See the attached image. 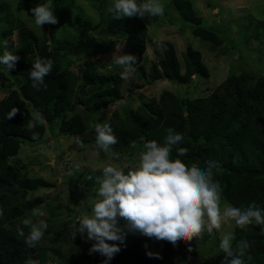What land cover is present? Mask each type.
<instances>
[{
	"label": "trees",
	"instance_id": "16d2710c",
	"mask_svg": "<svg viewBox=\"0 0 264 264\" xmlns=\"http://www.w3.org/2000/svg\"><path fill=\"white\" fill-rule=\"evenodd\" d=\"M23 1L27 3L30 0ZM101 2L102 21L107 18L117 25L116 32L124 38L125 54H132L137 59L134 68L138 77L147 79L149 76L152 81L164 78L189 86L194 75L204 79L209 77L200 52L191 46H187L184 52L185 68L182 72L175 47L168 40L160 41L161 54L146 72L139 59L146 48L147 26L138 16L112 17L107 9L115 0ZM171 4L183 20L195 25L194 35L221 44L214 31L200 26V18L193 12L189 1L171 0ZM74 25L79 31L77 38L65 48L64 53L89 59L106 52V45L88 32L91 27L87 23L76 18ZM54 29V25L49 29L50 39ZM15 30L18 44L14 47L9 42L8 51L20 59L9 73L4 67L0 69L1 83L9 82L15 75L21 78L17 88L9 89L0 98V211L3 212L0 216V264H28L34 260L45 264L49 249L37 246L34 251L35 248L27 246L24 237L18 235L17 229L23 228L25 234L28 233L29 229L20 221L42 202L38 196L28 198L29 192L53 185L40 177L28 176L20 167L12 165L9 158L17 154L24 142L39 141L48 128L52 134L58 131L75 136L76 141L95 145V135L90 138L79 136L88 125L84 117L76 112V106L85 104L88 117L92 118L95 105L105 107L107 102H115L122 97L119 89L122 78L119 74H107L98 69L112 66L110 61L90 59L81 69V82L78 84V76L72 73L69 66H61L58 52L49 49V42L27 28L22 20L9 12L7 6L0 4V39L8 41ZM36 57L54 62L52 72L45 77L47 90L38 91L31 87L29 69ZM78 90L87 93V97H78ZM206 93L180 98L165 91L157 100L142 101L137 108L128 109L123 118L113 117L104 121L111 125L118 140L113 151L119 156L130 154L135 149L142 150L146 142L153 140L163 145L166 129L172 128L184 139L173 146L171 159H180L188 166L196 164L201 168L207 167L208 161L218 162L219 166L213 171L214 179L221 185V197L234 207L243 209L254 202L264 209V75L255 77L250 83L246 74H232ZM28 102L35 111L42 113L46 121L35 129L39 133L38 139H33L31 133L25 130L28 119L33 116ZM13 107L19 112L11 119L6 118ZM177 147L187 148L188 153L178 156ZM233 231V251L238 241L246 239L249 243L244 256L246 264H264V226L253 224L241 229L235 225ZM208 237L209 233H205L173 246L167 241L150 239L139 232L126 230L123 243L108 241L110 244L117 243L120 251L107 264H151L159 260L161 253H178L180 260H186L199 255L198 248ZM90 243L89 246L93 241ZM189 248L192 250L189 251ZM53 250L61 253L59 247ZM105 259L98 252L90 253L89 249H83L78 255L72 252L64 256L62 264H104ZM223 259L225 254L220 249L207 264H221Z\"/></svg>",
	"mask_w": 264,
	"mask_h": 264
},
{
	"label": "rangeland",
	"instance_id": "374dc122",
	"mask_svg": "<svg viewBox=\"0 0 264 264\" xmlns=\"http://www.w3.org/2000/svg\"><path fill=\"white\" fill-rule=\"evenodd\" d=\"M187 1L191 3L195 15L200 18V26L214 31L221 44L217 45L194 35L195 25L179 16L171 0H162L165 8L163 16L141 17L147 26V34L146 48L138 59L142 60L144 69L148 72L149 67L161 54L160 41L168 40L175 47L182 72L185 68L184 52L187 46H191L200 52L209 71V77L204 79L194 75L189 86L164 78L154 81L149 76L147 79L140 78L135 72L125 79L119 67L113 65L98 67L103 73L121 76L119 89L122 97L118 101L107 102L105 107L95 105L96 108L91 112L92 118L88 117L85 104L79 103L76 112L84 117L88 125V128L79 134L81 138L96 135L97 123H103L113 117L123 118L128 109L137 108L142 101L157 100L165 91L180 98H191L206 95V92L211 91L232 74L244 73L250 83L255 77L264 75V0ZM42 2L44 0H30L27 3L23 0H0V4L7 6L9 12L22 20L27 28L49 42V49L58 52L61 66H69L72 73L78 76V84L81 82V69L90 59L98 62L108 60L111 63L116 49L120 48L117 54L125 53L124 38L116 32L117 25L107 18L102 21L104 15L100 9L101 0H53V14L57 23H46L39 28L34 23L30 9ZM76 18L87 23L91 27L88 32L106 45L105 53L89 59L81 55L64 53L65 48L73 44L77 38L79 31L74 25ZM52 25L55 29L50 39L48 32ZM9 42H12L14 47L17 46L16 30L8 41L6 38L0 39L1 55L6 49L9 50ZM0 69H3L2 65ZM20 83L21 78L16 75L9 82H0V98L9 89L17 88ZM87 95L78 90V97L85 99ZM27 106L34 115L36 111L32 105L28 102ZM48 129L39 141L21 144L19 151L9 158V162L20 167L30 177H40L52 183V187H41L29 192L28 198L37 196L42 198V202L35 208L42 215L33 217L30 213L25 219L34 222L42 219L48 224L43 239L34 247V251L37 250V246H46L49 250L45 264H62L64 256H69L72 252L78 255L83 249H90V241L83 239L79 233L73 238V225L76 217L81 214V209L95 202L98 188L95 181L97 177H102V169L107 165L120 167L125 171L134 168L137 166V154L141 150L135 149L130 154L122 153L117 159L111 153H97L94 144L76 141L75 136L61 134L58 131L52 134ZM227 205L231 204L221 197V210ZM20 224H23V220ZM120 224L123 225L124 221L121 220ZM234 226V221H231L223 224L221 229L215 230L213 234H209L207 240L199 246L197 257L180 260L178 253H161L159 260L151 264H207L220 250L222 236L229 232L234 233ZM205 233L207 231L203 234ZM55 247L60 248V254L53 250Z\"/></svg>",
	"mask_w": 264,
	"mask_h": 264
},
{
	"label": "clouds",
	"instance_id": "9594fccd",
	"mask_svg": "<svg viewBox=\"0 0 264 264\" xmlns=\"http://www.w3.org/2000/svg\"><path fill=\"white\" fill-rule=\"evenodd\" d=\"M53 8V0H44L30 9L37 27L57 23ZM107 11L117 19L159 17L164 15L165 8L162 0H140L139 3L137 0H115ZM119 50L113 53L111 64L122 69L121 75L127 79L135 72L137 59L132 54H117ZM19 59L6 49L0 55V65L9 73ZM53 64L51 59L35 58L29 69L32 88L47 90L45 77L52 72ZM17 112L18 108H11L6 118H13ZM45 122L42 113L36 111L28 119L25 130L31 133L33 139H38L39 133L35 129ZM166 132L163 145L154 140L144 144L137 154L136 167L125 171L112 165L105 166L102 177H97L95 181L98 183L95 202L82 208L81 214L76 217L73 238L79 233L86 241H93L89 252L104 256V264L120 251L117 243L110 244L108 241L123 243L126 230L176 246L178 242L201 237L205 231L213 234L231 221L241 229L253 224L264 226V209L254 202L243 209L227 205L221 210V185L214 179L213 171L219 166L218 162L208 161L207 167L201 168L196 164L188 166L180 159H171L173 146L180 144L184 137L172 128L166 129ZM95 134L97 153H111L118 159V153L113 151L118 140L111 125L107 122L97 123ZM187 153V148L177 147L178 156ZM41 215L39 210L32 212L33 217ZM121 220L124 221L123 225L120 224ZM23 226L29 229L28 233L18 228V235L24 237L27 246L35 247L43 239L48 224L42 219L35 222L24 219ZM234 239V233L231 232L222 236L219 248L225 254V259L221 264H246L244 256L249 243L241 239L233 251ZM28 264L36 262L29 261Z\"/></svg>",
	"mask_w": 264,
	"mask_h": 264
},
{
	"label": "water",
	"instance_id": "95a60500",
	"mask_svg": "<svg viewBox=\"0 0 264 264\" xmlns=\"http://www.w3.org/2000/svg\"><path fill=\"white\" fill-rule=\"evenodd\" d=\"M124 52H125V51H124ZM123 54H125V53H123ZM123 54H122V55H123Z\"/></svg>",
	"mask_w": 264,
	"mask_h": 264
}]
</instances>
